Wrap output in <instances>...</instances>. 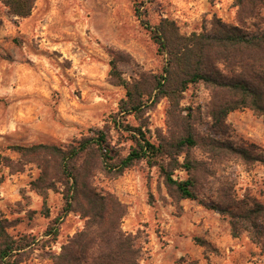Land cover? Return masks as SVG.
Wrapping results in <instances>:
<instances>
[{
  "label": "rangeland",
  "instance_id": "obj_1",
  "mask_svg": "<svg viewBox=\"0 0 264 264\" xmlns=\"http://www.w3.org/2000/svg\"><path fill=\"white\" fill-rule=\"evenodd\" d=\"M135 1L143 2V18L151 25L168 18L186 34L209 29L214 17L234 23L237 10L234 0H37L31 15L20 18L0 0V154L16 159L19 155L10 149L12 145H68L89 129L102 128L125 97V89L110 79L114 55L119 56L118 68L127 80L161 72L164 57L156 53L136 17ZM261 12L264 17V8ZM184 94L179 112L186 115V108H194L188 121L193 131L211 135L207 87L190 85ZM169 107L167 98L148 100L141 114L128 115L126 121L142 126L151 141L159 142L181 130ZM227 123L222 139L264 147V123L251 110L229 113ZM111 138L124 156L131 144L128 133L112 129ZM190 155L202 160L204 168L197 199L177 201L158 167L145 161L118 176L97 168L93 186L115 193L125 204L123 229L139 231L147 240L141 264H264V253L248 234L234 237L228 220L208 207L225 186H234L240 198L250 194L264 204V167L246 165L233 156L210 161L204 147L192 149ZM5 175L0 184V219L10 224L8 232L47 241L43 234L62 210V195L50 190L43 203L29 185L39 175L33 164L13 174L5 170ZM174 177L184 179L186 171L178 169ZM45 210L50 218L44 216ZM84 221L70 212L61 221L57 241L44 251L36 250L23 264H51L47 254L58 253Z\"/></svg>",
  "mask_w": 264,
  "mask_h": 264
},
{
  "label": "trees",
  "instance_id": "obj_2",
  "mask_svg": "<svg viewBox=\"0 0 264 264\" xmlns=\"http://www.w3.org/2000/svg\"><path fill=\"white\" fill-rule=\"evenodd\" d=\"M36 1L2 3L13 16L26 18ZM234 6V23L214 17L209 29L186 34L168 18L151 25L143 18V2H134L136 17L149 33L156 53L164 57L161 72L141 73L127 80L119 71V56L114 55L110 79L125 89V97L102 128L89 129L88 134L68 145H12L10 149L19 155L16 159L0 154V184L5 170L13 174L33 164L39 175L29 182L30 188L42 196L44 204L50 190L60 193L63 200L62 210L50 220L43 234L47 241L26 233L11 234L8 221L0 219V264H23L36 250L50 248L58 239L61 221L70 212L78 213L84 225L61 245L58 253L47 254L51 264H141L147 240L139 231L123 229L126 206L118 196L93 186L97 168L118 176L136 162L145 161L150 167H158L170 194L178 201L198 198L204 168L202 160L190 155L194 148L204 147L210 161L233 156L246 165L259 163L264 167V147L247 142L236 144L220 137L227 133V116L233 111L249 109L264 123V0H234ZM198 83L209 91L207 114L213 131L209 136H199L189 124L194 108H186V115L179 112L184 93ZM162 98L168 99V113L176 115L181 130L153 142L142 126L130 125L126 117L141 114L148 100L157 102ZM110 122L112 129L128 133L131 144L124 156L112 143ZM178 169L186 171L187 177L175 178ZM208 207L228 220L234 237L246 232L264 253L261 201L250 194L240 198L234 186H225L218 191L217 201ZM43 214L50 218L49 210Z\"/></svg>",
  "mask_w": 264,
  "mask_h": 264
}]
</instances>
